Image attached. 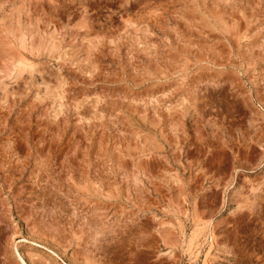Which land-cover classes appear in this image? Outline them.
<instances>
[{
  "label": "rangeland",
  "instance_id": "1",
  "mask_svg": "<svg viewBox=\"0 0 264 264\" xmlns=\"http://www.w3.org/2000/svg\"><path fill=\"white\" fill-rule=\"evenodd\" d=\"M0 264H264V0H0Z\"/></svg>",
  "mask_w": 264,
  "mask_h": 264
}]
</instances>
